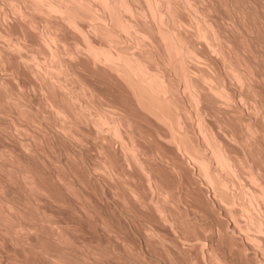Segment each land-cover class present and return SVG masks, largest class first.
I'll return each instance as SVG.
<instances>
[{"label": "bare ground", "instance_id": "obj_1", "mask_svg": "<svg viewBox=\"0 0 264 264\" xmlns=\"http://www.w3.org/2000/svg\"><path fill=\"white\" fill-rule=\"evenodd\" d=\"M0 142V264H264V0H0Z\"/></svg>", "mask_w": 264, "mask_h": 264}, {"label": "rangeland", "instance_id": "obj_2", "mask_svg": "<svg viewBox=\"0 0 264 264\" xmlns=\"http://www.w3.org/2000/svg\"><path fill=\"white\" fill-rule=\"evenodd\" d=\"M1 142H2V141H1ZM1 142H0V143H1ZM70 219H72V218H70ZM72 220H73V219H72ZM75 220L77 221V219L74 218V220H73V223L75 222L74 224H77L78 226H80V225L82 224V225H81V228L83 229L82 231H83L84 234H85V236H83L84 234H83L82 236H83L84 238H86V239H87V238H88V239H95V238L98 236V235H96L97 233H95V235L93 234L94 232L91 231V230H94V229L89 228V227H91V226H88V223H87V222H85V221H83V220L80 221L79 219H78V221L76 222ZM84 222H85V223H84ZM79 224H80V225H79ZM83 224H84L86 227H85ZM77 225H76V226H77ZM78 226H77V227H78ZM81 228H80V229H81ZM85 229H87V230H85ZM89 229H90V230H89ZM84 230L87 231L88 234H86V232H85ZM89 231H90V232H89ZM94 231H95V230H94ZM83 232H81V234H82ZM91 234H92V235H91ZM88 235H90L91 237L88 236ZM125 235H126V234H125ZM130 235H131V234H130ZM104 237H106V239L108 240V237H107V236H102V237H101L102 240L107 241ZM124 237H125V236H124ZM128 237H129L130 242H131L132 244H134V246L136 247V250H137V249H138V247H137V245H138V240H137V238H136L135 236H132V235H131V237H130L129 234L127 233L126 238H128ZM133 237H135V238H133ZM103 238H104V239H103ZM131 238H133V239H131ZM132 241H136V242H132ZM135 244H136V245H135ZM120 264H124V262H123V263L120 262Z\"/></svg>", "mask_w": 264, "mask_h": 264}]
</instances>
